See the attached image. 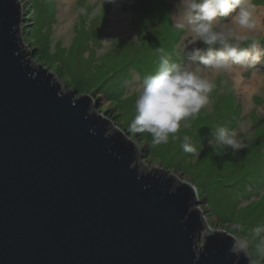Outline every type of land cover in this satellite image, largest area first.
Here are the masks:
<instances>
[{
  "label": "water",
  "instance_id": "obj_1",
  "mask_svg": "<svg viewBox=\"0 0 264 264\" xmlns=\"http://www.w3.org/2000/svg\"><path fill=\"white\" fill-rule=\"evenodd\" d=\"M18 0H0V264H248L207 230L197 191L61 92L23 51Z\"/></svg>",
  "mask_w": 264,
  "mask_h": 264
},
{
  "label": "rangeland",
  "instance_id": "obj_2",
  "mask_svg": "<svg viewBox=\"0 0 264 264\" xmlns=\"http://www.w3.org/2000/svg\"><path fill=\"white\" fill-rule=\"evenodd\" d=\"M252 2L257 5V16L261 14L264 20V0ZM19 3L23 19L19 33L23 51L30 53L26 59H30L31 67L41 66L52 74L64 94L91 96L95 112L135 144L140 172L162 170L179 182L193 184L198 191L197 208L213 232L227 234L233 223H241L246 230L264 223V72L242 69L215 73L217 87L209 108L191 119L190 128L181 129L177 134L180 139L170 137L168 143L156 145L147 132H129L135 96L126 93L145 77L156 74V48L163 47L173 62L183 64L192 47H206L202 43L189 45L182 54L180 48L190 37L182 32L178 43L168 39L161 21L168 25L169 15L164 12L159 20L156 6H166L173 21L179 0ZM222 19L227 22L230 17ZM259 27L255 32L259 44L253 51L262 53L257 68L264 70V21ZM241 123L249 128L242 133L247 147L236 155L231 149L222 156L213 153L208 144L212 129L237 128ZM184 135L193 138L199 157L182 150Z\"/></svg>",
  "mask_w": 264,
  "mask_h": 264
},
{
  "label": "clouds",
  "instance_id": "obj_3",
  "mask_svg": "<svg viewBox=\"0 0 264 264\" xmlns=\"http://www.w3.org/2000/svg\"><path fill=\"white\" fill-rule=\"evenodd\" d=\"M109 2L116 3V0ZM177 9L173 27L190 37L180 48L181 53L184 54L189 45L202 43L206 47H192L183 64L173 62L171 54L163 47L156 48L158 71L126 93L135 96V115L129 132H147L156 145L168 143L170 137L180 139L177 134L181 129L190 128L191 119L209 108L211 94L217 87L215 73H234L242 69L264 72L257 68L262 53L253 51L259 44L255 36L259 20L257 5L252 0H179ZM225 17L230 19L225 22L222 19ZM248 131L246 123L237 128L217 126L212 129L208 144L218 156L229 149L236 155L247 147L242 133ZM181 148L200 156L191 136H183ZM229 228L230 253L243 256L248 264H264V223L247 230L241 223H233Z\"/></svg>",
  "mask_w": 264,
  "mask_h": 264
},
{
  "label": "bare ground",
  "instance_id": "obj_4",
  "mask_svg": "<svg viewBox=\"0 0 264 264\" xmlns=\"http://www.w3.org/2000/svg\"><path fill=\"white\" fill-rule=\"evenodd\" d=\"M55 16H56V14H55ZM258 20H259V24H258V27L259 26H263V18H262V16H261V14H259L258 16ZM261 23H262V25H261ZM260 28V27H259ZM182 181H184V180H182ZM185 182V181H184ZM207 230H209L208 228H207ZM209 231H211V230H209Z\"/></svg>",
  "mask_w": 264,
  "mask_h": 264
},
{
  "label": "trees",
  "instance_id": "obj_5",
  "mask_svg": "<svg viewBox=\"0 0 264 264\" xmlns=\"http://www.w3.org/2000/svg\"><path fill=\"white\" fill-rule=\"evenodd\" d=\"M30 17V16H29Z\"/></svg>",
  "mask_w": 264,
  "mask_h": 264
}]
</instances>
